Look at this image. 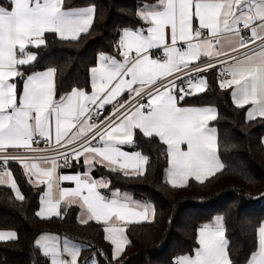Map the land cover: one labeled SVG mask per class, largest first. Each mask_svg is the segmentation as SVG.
I'll use <instances>...</instances> for the list:
<instances>
[{"label":"snow or ice","instance_id":"6c2138e0","mask_svg":"<svg viewBox=\"0 0 264 264\" xmlns=\"http://www.w3.org/2000/svg\"><path fill=\"white\" fill-rule=\"evenodd\" d=\"M94 15V6L71 8L65 0L0 3V184H9L22 201L7 169L10 160L21 163L31 184L46 187L36 215L51 218L79 206L81 224L105 225L115 259L129 243L125 227L154 218L155 209L118 191L110 198L102 194L110 182L92 178L91 170L144 175L148 157L123 150L135 143L139 131L166 145L167 179L173 187L184 186L190 177L203 182L222 171L217 130L210 126L216 109L178 105L204 93V74L219 67V88L231 91L236 107L247 108L249 121L264 118V0H141V26L121 30L115 55L98 53L88 69V87L58 94L56 67L21 71L37 62V54L28 49L45 45V32L76 41L89 32ZM107 106L112 111L104 116ZM42 142L43 149L38 147ZM9 149L28 155L10 156ZM81 159L87 172L58 174L61 162L67 166ZM61 181L75 186L61 188ZM15 238V232H0V240ZM197 241L192 254L172 264H234L223 217L199 227ZM35 243L50 264H80V246L67 239L62 247L51 235ZM245 264H264V224Z\"/></svg>","mask_w":264,"mask_h":264},{"label":"trees","instance_id":"16d2710c","mask_svg":"<svg viewBox=\"0 0 264 264\" xmlns=\"http://www.w3.org/2000/svg\"><path fill=\"white\" fill-rule=\"evenodd\" d=\"M65 4L71 8L95 7L89 32L76 41L45 32V45L29 47L37 54V62L21 69L31 73L56 67L58 94L72 87H88V69L98 53L115 54L121 30L141 26L137 18L141 0H65ZM217 71L207 72L208 88L204 93L186 97L181 103L216 107L217 119L213 123L218 155L225 165L222 171L203 182L190 178L184 186L173 187L164 180L168 166L166 145L138 131L134 147L149 160L144 175L125 177L102 167L93 170L94 177H107L110 189L128 191L151 202L155 209L151 221L125 227L129 243L114 259V246L106 239L105 225L96 221L81 224L78 206L63 210L60 216L38 217L41 189L29 182L19 162L10 161L8 169L24 199H17L10 186L0 185V229H14L17 233L13 240L0 241V264H50L35 243L43 231L82 242L80 264H89L92 259L97 264H172L174 258L194 251L198 228L215 216L224 219L230 258L234 264H245L264 221V118L247 120L245 109L233 103L230 90L219 88ZM62 170L84 171V166L69 160Z\"/></svg>","mask_w":264,"mask_h":264},{"label":"crops","instance_id":"0c3cea01","mask_svg":"<svg viewBox=\"0 0 264 264\" xmlns=\"http://www.w3.org/2000/svg\"><path fill=\"white\" fill-rule=\"evenodd\" d=\"M158 2V0H152V1H150V2H144V3H157ZM89 6H93V5H88V6H84V7H81V8H85V7H89ZM43 38H44V34H43ZM29 51H31V52H34V51H32L31 49H28ZM157 54H159V52L157 53ZM108 55H115V54H108ZM216 69H218L219 70V67L218 68H216ZM45 70V69H44ZM40 71H43V70H40ZM29 74H31V73H29ZM204 76H205V78H206V80H207V83H208V75H207V72L204 74ZM18 79V78H17ZM21 84V85H20ZM21 89H22V81L19 83V85H18ZM89 91H90V88H89ZM64 94V93H63ZM230 94H231V91H230ZM125 98H127V97H125ZM178 106H180V107H213L214 109H216V107L215 106H213V105H209V104H202V105H191V104H182L181 102H179V105ZM112 111V109H111V107L110 106H107V110H106V113L107 114H109L110 112ZM216 112H217V109H216ZM246 112H247V108H245V116H246V119L248 120V118H247V115H246ZM210 126L211 127H213V128H215L216 129V127H215V124L213 123V121H211L210 122ZM217 139H218V137H217ZM263 141H264V137H263ZM186 147V146H185ZM123 150L124 151H127V152H129V153H134V152H141L140 150H138V149H136L135 147H134V144H129V145H125V146H123ZM143 155H145L143 152H141ZM146 156V155H145ZM72 161V160H71ZM74 163H82L83 164V159H81L80 161H78V162H76V161H73ZM21 164V163H20ZM22 165V164H21ZM62 166H63V164H62V162H61V166H60V168H58V174H60V175H73V174H83V173H85V172H87L88 171V169L86 168V167H84V171H63L62 170ZM84 166V165H83ZM22 167H23V165H22ZM146 167V166H145ZM169 168V163H168V166L165 168V170H164V180L168 183V184H170L169 182H168V179H167V169ZM24 169V168H23ZM95 169V168H94ZM94 169H92L91 170V172H90V175H91V177L92 178H94V179H97V180H99V179H101V178H104V179H106L107 181H108V179L107 178H105V176H100V177H94L93 176V170ZM10 171V170H9ZM11 172V171H10ZM24 172H25V169H24ZM122 173V172H121ZM12 174V173H11ZM13 177V176H12ZM190 178H192V177H190ZM189 178V179H190ZM14 179V178H13ZM195 179V178H194ZM189 181V180H188ZM0 185H3V186H9V184H0ZM33 185V184H32ZM171 185V184H170ZM75 185H74V183L73 182H70V181H61L60 182V187L61 188H71V187H74ZM38 187H40V189H41V193H40V197H39V199H40V205H39V209H40V207H41V197L43 196V194H44V192L46 191V187L44 186V185H40V186H38ZM115 191H118L119 192V194H121V195H124V194H126L128 197H130L132 200H134V201H136V202H139V203H148V204H151L152 205V207L154 208V205L151 203V202H149V201H146V200H143V199H139V198H137L136 196H134L132 193H130V192H128V191H121V190H119V189H110V190H104L103 192H102V194H104V195H106V196H108L109 198L111 197V193L112 192H115ZM15 193V192H14ZM16 194V193H15ZM63 207V206H62ZM38 209V210H39ZM78 219H79V216L81 215V210H80V208H79V206H78ZM63 212V210L61 211V213ZM217 216H215V217H213L211 220H209V221H207V222H205V223H203L202 225H204V224H211L213 221H214V219L216 218ZM153 219V217H151L150 216V218H149V220L148 221H151ZM141 222H143V221H141ZM262 224H264V221L262 222ZM201 225V226H202ZM200 226V227H201ZM199 229V228H198ZM8 231H12V232H15L16 233V231L14 230V229H0V232H8ZM197 232H198V230H197ZM44 235H51V236H56V237H58L59 238V243H60V245H61V247L63 246V242L67 239L70 243H75V244H77V245H79L80 246V248H82V246H83V243L82 242H80V241H77V240H73V239H70V238H68V237H66V236H64V235H61V234H59V233H57V232H51V231H43V232H41V233H39L38 235H37V237H36V240L37 239H39L41 236H44ZM16 236H17V233H16ZM226 238V237H225ZM227 240V239H226ZM0 241H4V240H0ZM228 242V241H227ZM228 244V243H227ZM196 247H198V241H197V246ZM193 253V252H192ZM192 253H189V254H192ZM184 255H188V254H184ZM89 264H97V262H93L92 260L89 262Z\"/></svg>","mask_w":264,"mask_h":264},{"label":"built area","instance_id":"2783aa9c","mask_svg":"<svg viewBox=\"0 0 264 264\" xmlns=\"http://www.w3.org/2000/svg\"><path fill=\"white\" fill-rule=\"evenodd\" d=\"M160 54V53H159ZM159 54H157V55H159ZM220 72H221V69L219 68V70L217 71V73H216V77H217V80L219 81V79L221 78L220 77ZM103 115L104 116H107L108 114L106 113V111L103 113ZM35 146V145H34ZM38 147L39 148H45L46 147V145L42 142V143H40L39 145H38ZM8 154L10 155V156H18V155H28V153H26L25 152V150H19V151H17V150H15V149H9L8 150ZM0 155H2V154H0ZM10 161H15V160H10ZM9 161V162H10ZM8 162V163H9ZM0 168H3V165L2 164H0ZM7 169H8V164H7Z\"/></svg>","mask_w":264,"mask_h":264},{"label":"rangeland","instance_id":"374dc122","mask_svg":"<svg viewBox=\"0 0 264 264\" xmlns=\"http://www.w3.org/2000/svg\"><path fill=\"white\" fill-rule=\"evenodd\" d=\"M8 170H10V171H11V169H8ZM105 178H107V177H105ZM92 261H93V262H96V260H95V259H92Z\"/></svg>","mask_w":264,"mask_h":264}]
</instances>
